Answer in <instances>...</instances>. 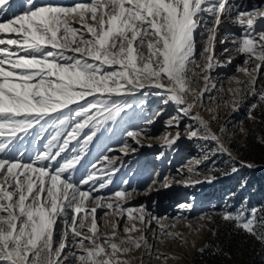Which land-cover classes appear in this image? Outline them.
<instances>
[{
  "label": "snow or ice",
  "instance_id": "6c2138e0",
  "mask_svg": "<svg viewBox=\"0 0 264 264\" xmlns=\"http://www.w3.org/2000/svg\"><path fill=\"white\" fill-rule=\"evenodd\" d=\"M8 3L0 0V13H5ZM233 13V22L242 29L235 41L236 51L246 56V64L250 59L259 61L251 69L240 70L251 77L248 83L252 94L264 102V89L257 92L255 88L264 67V29L255 27L257 18H264V11L259 9L241 10L230 0H86L72 5H36L33 0H25L23 14L13 13L7 18L5 13L0 17V264H127L116 253H127L131 248L121 245L130 243L139 248L143 240L147 247L145 237L129 236L118 245L108 243L111 237L104 236L103 244L96 243L95 217L88 229L94 235H82L77 229L84 228L79 214L85 212V202L111 198L98 194L106 184L96 186L95 165L86 178L78 181L71 173L99 128L125 111L113 96L155 88L158 91L154 94L165 97V103L174 102L182 115H189L196 96L188 75L196 65V30L203 25L201 35L214 42L222 16L231 17ZM205 15L211 19H204ZM204 51L209 48L204 47ZM207 59L206 65L196 66L214 69L217 65L212 63L213 56ZM203 79L201 96L208 91L211 78L205 75ZM188 93L192 94L191 102L186 99ZM80 100L84 103H78ZM195 118L213 140H218L208 129V122ZM178 123L169 121V126L178 127ZM86 127L91 134L84 135L81 143ZM140 134L127 133L130 137ZM29 135L46 138L47 142L34 159L24 162L23 153H11L18 151L16 141ZM197 135L196 130L190 132L191 137ZM72 141L80 144L79 149L72 148L71 158L60 163ZM219 147L227 151L222 144ZM127 148L125 144L121 151ZM232 171L238 169L233 167ZM90 183L92 186L85 190L83 186ZM127 195L126 191H116L114 198ZM107 207L114 204L109 202ZM222 218L235 221L264 241V234L258 235V229H264V208L235 215L226 211ZM138 219L150 224L159 218L149 214L147 219L144 215ZM85 241L93 247L85 248ZM69 243L82 254L69 248Z\"/></svg>",
  "mask_w": 264,
  "mask_h": 264
},
{
  "label": "rangeland",
  "instance_id": "374dc122",
  "mask_svg": "<svg viewBox=\"0 0 264 264\" xmlns=\"http://www.w3.org/2000/svg\"><path fill=\"white\" fill-rule=\"evenodd\" d=\"M33 2L36 5H72L86 0ZM230 2L240 5L241 10L264 11V0ZM24 10L25 0H9L5 13L7 18H12L13 13L23 14ZM5 13H0V17ZM234 17V13L231 17L222 16L214 42H210L206 34L201 35L203 25L196 30V65H206L208 56L212 55V63L217 66L210 71L191 66L188 75L192 78L191 88L196 90V96L189 115H182L174 102L165 103V97L154 94L158 91L155 88L140 89L134 95L113 96L112 100L124 105L125 111L99 128L71 173L78 181L86 178L95 165L96 186L100 182L106 184L98 194L111 198L85 202V212L79 214L84 219V228L77 229L82 235H94L88 229L95 217V236L99 237L96 243L103 244L104 236L111 237L108 243L118 245L129 236L146 238L147 247L143 240L139 248L130 243L121 245L131 248L127 253H116L121 262L264 264V241L238 227L235 221L222 218L226 211L235 215L242 210L250 213L252 208H264V102L252 94L248 83L251 77L240 70L251 69L259 61L250 59L246 64V56L236 51L235 41L242 29L233 22ZM204 19L211 17L205 15ZM255 27L264 29V18L258 17ZM206 46L208 52L204 51ZM143 51L147 55L146 47ZM205 75H210L211 79L208 91L201 96L199 90L205 87ZM255 88L257 92L264 89V67L260 69ZM86 99L92 100V97ZM186 99L191 102L192 94L188 93ZM233 100L237 102L235 105ZM78 103L83 104L84 100ZM254 104L258 105L255 109L252 108ZM63 111L67 112V109ZM195 117L208 122V129L218 140H213ZM169 121H178V127L169 126ZM192 130L198 132L196 137L190 136ZM129 131L141 134L130 137ZM88 134L91 129L86 127L81 134V143L82 137ZM166 140L172 142L166 143ZM46 142V138L29 135L16 141L14 147L18 151L11 154L23 153L24 162H30L37 151H43ZM125 144L127 151H121ZM221 144L227 151L220 149ZM79 147L80 144L72 141L59 162L71 158V149ZM105 157L112 163L109 164ZM247 164L252 167H245ZM233 167L238 171L233 172ZM91 186L90 183L83 188L87 190ZM116 191H126L129 195L124 199L114 198ZM109 202L114 204L113 208L107 207ZM117 203L119 206L115 207ZM93 208L95 213L91 212ZM149 214L159 219H152L150 224L138 219L140 215L147 219ZM126 228L131 231L125 232ZM259 234H264V229H258ZM84 247L90 248L93 244L85 241ZM69 248L82 254L71 243Z\"/></svg>",
  "mask_w": 264,
  "mask_h": 264
},
{
  "label": "bare ground",
  "instance_id": "6f19581e",
  "mask_svg": "<svg viewBox=\"0 0 264 264\" xmlns=\"http://www.w3.org/2000/svg\"><path fill=\"white\" fill-rule=\"evenodd\" d=\"M224 25H225V24H224ZM217 34H218V33H216V38H217ZM219 35H220V34H219ZM226 44H227V45H229L230 43H226ZM227 47H228V46H227ZM230 47H231V46H230ZM212 48H213V47H212ZM213 51H214V50L212 49V53H213ZM226 52L228 53V52H229V50H228V51H226Z\"/></svg>",
  "mask_w": 264,
  "mask_h": 264
}]
</instances>
